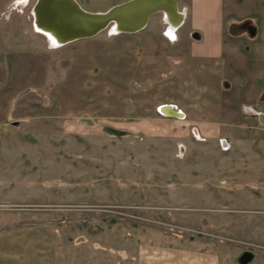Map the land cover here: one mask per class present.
<instances>
[{"label":"rangeland","instance_id":"rangeland-1","mask_svg":"<svg viewBox=\"0 0 264 264\" xmlns=\"http://www.w3.org/2000/svg\"><path fill=\"white\" fill-rule=\"evenodd\" d=\"M36 2L0 0V264H140L141 245L185 244L212 264L245 250L264 264L260 18L206 69L175 55L162 13L54 46Z\"/></svg>","mask_w":264,"mask_h":264},{"label":"crops","instance_id":"crops-1","mask_svg":"<svg viewBox=\"0 0 264 264\" xmlns=\"http://www.w3.org/2000/svg\"><path fill=\"white\" fill-rule=\"evenodd\" d=\"M177 3L183 19L178 23L169 22L173 36L177 38L174 42L169 39L171 45L176 44L173 46L175 55L178 56L179 52L181 55H190L191 61L196 59L195 62L202 64L206 69H210L217 59L225 61V54L230 51L242 50V37L248 34L246 30L239 28L244 22L253 24L258 34L254 18H260V27L264 33V0H177ZM159 18L165 17L160 15ZM167 25L165 22V27ZM233 30L238 32L233 33ZM226 32L229 34L228 38ZM166 33L169 35L168 31ZM247 37H250L249 34ZM139 247L143 249L141 256L137 255L140 264H212L213 262L211 256L201 251H193L188 244L178 245L172 249L155 245ZM152 253L154 255H151Z\"/></svg>","mask_w":264,"mask_h":264},{"label":"water","instance_id":"water-1","mask_svg":"<svg viewBox=\"0 0 264 264\" xmlns=\"http://www.w3.org/2000/svg\"><path fill=\"white\" fill-rule=\"evenodd\" d=\"M156 13H162L171 23H178L183 19L177 0H128L104 12L86 11L76 0H37L34 6V24L64 45L92 38L109 26H116L120 33L139 32ZM239 28L246 30L252 38L257 34L256 27L250 22H244ZM159 111L164 116L185 118V114L176 110L173 105H161ZM259 116L263 118L264 114L260 113ZM256 255L252 250H245L236 257V263L251 264Z\"/></svg>","mask_w":264,"mask_h":264},{"label":"bare ground","instance_id":"bare-ground-1","mask_svg":"<svg viewBox=\"0 0 264 264\" xmlns=\"http://www.w3.org/2000/svg\"><path fill=\"white\" fill-rule=\"evenodd\" d=\"M34 25H35V24H34ZM35 28H36V31H37L38 33H40V32L44 33V34H45V37L48 38L49 42H51L52 45H54V46L62 45V44H60V42H59V41H58L53 35H51L49 32L43 31L42 29L38 28L36 25H35ZM171 31H172V30L168 31L169 37H173V38H175V35L173 36V33H172ZM111 32H113L114 34H116V33H120V32H118V31L116 30V26L112 27Z\"/></svg>","mask_w":264,"mask_h":264},{"label":"flooded vegetation","instance_id":"flooded-vegetation-1","mask_svg":"<svg viewBox=\"0 0 264 264\" xmlns=\"http://www.w3.org/2000/svg\"><path fill=\"white\" fill-rule=\"evenodd\" d=\"M31 18H35V15L33 14V15L31 16ZM167 24H168V23H167ZM131 34H134V33H131ZM73 42H74V41H73ZM70 43H71V42H70ZM64 45H65V44H64ZM262 98H264V94H263ZM259 114H260V113H256V111H254V115L257 117L258 121L261 122V120H264V117L261 118V117L259 116ZM261 114H264V113H261Z\"/></svg>","mask_w":264,"mask_h":264},{"label":"built area","instance_id":"built-area-1","mask_svg":"<svg viewBox=\"0 0 264 264\" xmlns=\"http://www.w3.org/2000/svg\"><path fill=\"white\" fill-rule=\"evenodd\" d=\"M165 34H166V32H165ZM174 39H175V38L171 37V40H173V41H174Z\"/></svg>","mask_w":264,"mask_h":264}]
</instances>
